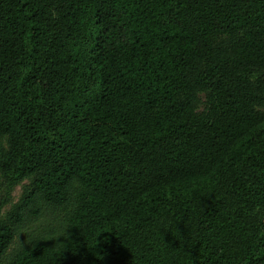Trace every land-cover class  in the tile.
Returning a JSON list of instances; mask_svg holds the SVG:
<instances>
[{"label": "trees", "instance_id": "trees-1", "mask_svg": "<svg viewBox=\"0 0 264 264\" xmlns=\"http://www.w3.org/2000/svg\"><path fill=\"white\" fill-rule=\"evenodd\" d=\"M1 136L0 264H264V0H0Z\"/></svg>", "mask_w": 264, "mask_h": 264}, {"label": "clouds", "instance_id": "clouds-1", "mask_svg": "<svg viewBox=\"0 0 264 264\" xmlns=\"http://www.w3.org/2000/svg\"><path fill=\"white\" fill-rule=\"evenodd\" d=\"M7 144V138L6 137H0V146H4ZM82 191V186L78 183V181H72V183L69 185L67 192H68V203L64 206V208L61 210L60 215L63 216L66 213H70L74 208L77 206V197L79 193ZM47 211V209H45ZM26 235L23 228H19L13 231L11 234V239L9 241V244L11 245L8 253L9 257L14 256L17 254L20 250L24 248V245L26 243V240L20 239L19 234Z\"/></svg>", "mask_w": 264, "mask_h": 264}, {"label": "rangeland", "instance_id": "rangeland-1", "mask_svg": "<svg viewBox=\"0 0 264 264\" xmlns=\"http://www.w3.org/2000/svg\"><path fill=\"white\" fill-rule=\"evenodd\" d=\"M202 97V95H200ZM3 137V136H1ZM6 145L0 146V149ZM30 179H22L14 183H10L7 179L0 177V216H3L9 208L21 197L23 189L29 184Z\"/></svg>", "mask_w": 264, "mask_h": 264}]
</instances>
